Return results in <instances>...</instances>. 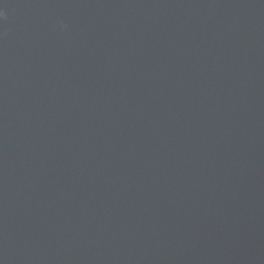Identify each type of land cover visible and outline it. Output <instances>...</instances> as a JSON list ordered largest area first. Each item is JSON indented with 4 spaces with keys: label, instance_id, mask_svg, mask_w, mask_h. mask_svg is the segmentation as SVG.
<instances>
[{
    "label": "water",
    "instance_id": "95a60500",
    "mask_svg": "<svg viewBox=\"0 0 264 264\" xmlns=\"http://www.w3.org/2000/svg\"><path fill=\"white\" fill-rule=\"evenodd\" d=\"M0 13V264H264V0Z\"/></svg>",
    "mask_w": 264,
    "mask_h": 264
},
{
    "label": "clouds",
    "instance_id": "9594fccd",
    "mask_svg": "<svg viewBox=\"0 0 264 264\" xmlns=\"http://www.w3.org/2000/svg\"><path fill=\"white\" fill-rule=\"evenodd\" d=\"M0 15H2V13H0Z\"/></svg>",
    "mask_w": 264,
    "mask_h": 264
}]
</instances>
